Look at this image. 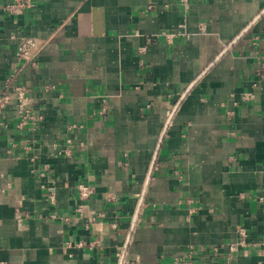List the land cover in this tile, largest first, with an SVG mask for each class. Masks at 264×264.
<instances>
[{
    "label": "crops",
    "instance_id": "1",
    "mask_svg": "<svg viewBox=\"0 0 264 264\" xmlns=\"http://www.w3.org/2000/svg\"><path fill=\"white\" fill-rule=\"evenodd\" d=\"M6 2L0 264H264V0Z\"/></svg>",
    "mask_w": 264,
    "mask_h": 264
},
{
    "label": "built area",
    "instance_id": "2",
    "mask_svg": "<svg viewBox=\"0 0 264 264\" xmlns=\"http://www.w3.org/2000/svg\"><path fill=\"white\" fill-rule=\"evenodd\" d=\"M1 1L0 0V8H1ZM155 1V0H153ZM184 5L188 6L190 4V0H176ZM30 6V0H7V2L3 5V10L9 14H19L22 13L27 7ZM155 5L151 3L149 5L150 9H153ZM203 27V23H202ZM168 38H171L174 34L173 33H165ZM38 49V43L34 39H28L25 40L18 48L16 55L20 58H25L27 61H32L35 63L34 58L37 54ZM259 74L263 77L264 76V66L261 67ZM14 74H12L10 77L7 78L6 83L3 85L2 88H0V112H3V110L9 105L12 101H22L25 102L28 99L27 93L25 89L21 85H16L13 88L10 87L12 80H13ZM12 89V91H10ZM256 97V93L253 91H247L244 92L242 95V100L248 101L252 100ZM21 111V110H20ZM169 116L172 115V111L169 112ZM80 189V198L85 199L88 198L91 193L93 192V188L89 185H86L84 183L79 185ZM79 211H81V208H78ZM56 214H53L52 217H56ZM82 245V243H79ZM248 244L247 241V231L245 228L239 230V237L236 241H232L230 243H227L223 246H215L212 248L213 254L217 255L222 248L225 246L228 247L229 252L226 255V261L233 264L236 258V254L240 249ZM68 246H71L70 243H68ZM182 260V259H181ZM181 260H176L178 264L181 263ZM186 264H195L192 255H188V259L185 261Z\"/></svg>",
    "mask_w": 264,
    "mask_h": 264
},
{
    "label": "water",
    "instance_id": "3",
    "mask_svg": "<svg viewBox=\"0 0 264 264\" xmlns=\"http://www.w3.org/2000/svg\"><path fill=\"white\" fill-rule=\"evenodd\" d=\"M136 216H138V213L136 214Z\"/></svg>",
    "mask_w": 264,
    "mask_h": 264
}]
</instances>
